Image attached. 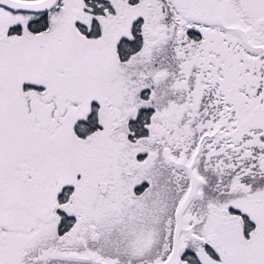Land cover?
<instances>
[{"label":"snow or ice","instance_id":"obj_1","mask_svg":"<svg viewBox=\"0 0 264 264\" xmlns=\"http://www.w3.org/2000/svg\"><path fill=\"white\" fill-rule=\"evenodd\" d=\"M0 264H264V0H0Z\"/></svg>","mask_w":264,"mask_h":264}]
</instances>
